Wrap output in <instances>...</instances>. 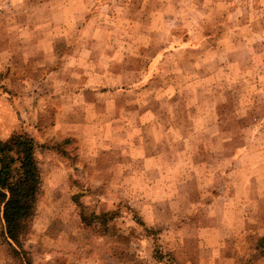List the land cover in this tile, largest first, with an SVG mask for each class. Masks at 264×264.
I'll return each instance as SVG.
<instances>
[{
	"label": "clouds",
	"instance_id": "9594fccd",
	"mask_svg": "<svg viewBox=\"0 0 264 264\" xmlns=\"http://www.w3.org/2000/svg\"><path fill=\"white\" fill-rule=\"evenodd\" d=\"M13 132L0 264H264V0H0Z\"/></svg>",
	"mask_w": 264,
	"mask_h": 264
},
{
	"label": "trees",
	"instance_id": "16d2710c",
	"mask_svg": "<svg viewBox=\"0 0 264 264\" xmlns=\"http://www.w3.org/2000/svg\"><path fill=\"white\" fill-rule=\"evenodd\" d=\"M31 151V142L22 135H14L8 144L0 142V188L8 187L12 192V199L7 200L6 193L0 191V204L3 205V218L8 235L14 240L17 239L18 219L25 212L26 199L33 191L31 181L34 165ZM11 165L13 168L25 170V177L16 185H7L5 182L13 170Z\"/></svg>",
	"mask_w": 264,
	"mask_h": 264
},
{
	"label": "rangeland",
	"instance_id": "374dc122",
	"mask_svg": "<svg viewBox=\"0 0 264 264\" xmlns=\"http://www.w3.org/2000/svg\"><path fill=\"white\" fill-rule=\"evenodd\" d=\"M7 91V90H6ZM18 115V114H17ZM14 135H17V134H15V132H13V136ZM1 205V204H0ZM3 206V205H2ZM2 215H3V211H2ZM3 220H4V218H3ZM4 224H5V221H4ZM4 234H3V232H0V236H3ZM5 242H7V240H6V238H5Z\"/></svg>",
	"mask_w": 264,
	"mask_h": 264
}]
</instances>
